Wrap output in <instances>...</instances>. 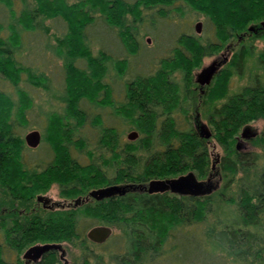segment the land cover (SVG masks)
Wrapping results in <instances>:
<instances>
[{
    "label": "trees",
    "instance_id": "trees-1",
    "mask_svg": "<svg viewBox=\"0 0 264 264\" xmlns=\"http://www.w3.org/2000/svg\"><path fill=\"white\" fill-rule=\"evenodd\" d=\"M189 14L201 17L212 34L204 40L192 35L194 25L181 23L190 21ZM261 21L264 0H0V83L7 86L0 89V264H6L7 252L32 243L65 244L84 256L88 250L101 251L85 238L101 223L118 231L109 240L121 239L118 251L132 253L106 255L113 264H153L176 249L168 246L175 235L185 239L196 232L203 247L214 251L175 259L211 264L224 257L235 264H264V166L256 171L260 157L235 148L240 128L260 120L262 131L250 141L264 151V83L257 73L249 74L239 92L226 93L229 78L243 77L247 61L264 76V43L258 52L251 44L264 41V33L245 32ZM45 22L62 24H54L60 34L52 36L53 44ZM160 29L164 38L155 34ZM37 35L43 43L31 46ZM145 39L154 45L147 46ZM93 44L98 45L96 52ZM37 47L38 56L49 53L60 61L56 88L44 71L27 61L28 52ZM221 50L229 58L199 95L192 90V70L200 58ZM39 93L48 107L35 102ZM218 99L224 100L214 105ZM198 105L208 112L210 138L222 151L218 168L224 183L218 196L236 185L229 224L217 219L206 226L211 195L177 198L133 192L69 211L30 213L34 197L52 184L66 198L103 185H143L185 172L203 178L209 160L206 141L193 126ZM31 114L39 118L33 126ZM31 126L40 131L43 155L37 154L38 147L24 145ZM127 131L137 138L124 142ZM89 260L108 264L95 255Z\"/></svg>",
    "mask_w": 264,
    "mask_h": 264
},
{
    "label": "rangeland",
    "instance_id": "rangeland-1",
    "mask_svg": "<svg viewBox=\"0 0 264 264\" xmlns=\"http://www.w3.org/2000/svg\"><path fill=\"white\" fill-rule=\"evenodd\" d=\"M25 2L29 3L32 2V0H24ZM75 0H67V3H72ZM189 19L190 21H185V22H181V23H186L188 22L190 24L191 27H193V25L196 24V22L200 23V29H199V33L195 34L192 31V35L194 36H198L201 39H205V37L210 36V33L212 34V29L209 26H205L203 23V20L201 17H197L194 15L189 14ZM198 18V19H196ZM55 25H62L61 22L58 23H54ZM52 23H49L48 25L45 22V25L48 26V34L47 36H51L50 40L48 39V41L50 43L53 44L52 41V36L56 35L58 36L60 33L55 31V25ZM259 23L257 24H250L246 27L245 32H248V28L249 27H253V26H258ZM94 25V24H93ZM93 26L91 25L90 28H92ZM95 27V25H94ZM161 30V29H160ZM155 34H158L159 36H161L162 38H164V30L161 31H157ZM250 38V36H248ZM32 38V37H31ZM212 38V37H211ZM29 40V38H27ZM95 39H97L98 41H100L101 43L107 44V39H105L104 37H100L99 35H95ZM146 40V44L147 46H152L154 45V42L152 40ZM43 40H40L39 36H34L32 38V44L31 46H39L41 45L43 42ZM148 41V42H147ZM31 42V41H29ZM42 42V43H40ZM263 39H254L252 40L251 44H253V46L255 47V51L258 52L262 49L263 46ZM98 48V45L93 44L92 46V51L96 52V49ZM40 52V48H34V50L28 52L29 56H28V60L29 62H31L35 67H38L39 70H42L46 73L47 77L50 80V84L52 85V87L56 88V86L60 83L61 80V73H60V61H58L56 58L52 57L49 53H42L41 56H38V53ZM22 56H26L28 55L27 52H21ZM25 53V54H24ZM229 55H225L224 51H219V52H213L210 56L207 57H202L199 59V65L197 66V68L192 70V77L195 76L201 69L207 67L210 63L212 62H218L221 61L222 59H225V62L228 60ZM225 64V63H224ZM224 64L222 66H224ZM253 73H257V75H259L262 79V82L264 83V76L259 72V71H255L253 69L250 68V61L246 62V69L245 72L243 74V77H241L240 79L237 78L236 76H232L229 78L228 80V87H227V96H230L232 94H235L237 92H239V90L246 86V84H248V78H249V74H253ZM193 80V79H192ZM0 89L2 90H7V86L4 84L0 83ZM42 93V92H40ZM39 94H34L35 96V102L38 103L39 106L43 105L44 107H48L49 105L45 104L44 101L46 100L45 97L41 96ZM224 99H218L216 101L213 102L214 105H218L220 104ZM198 102V100H197ZM53 105L55 107H57L58 104L53 103ZM199 108V105H198ZM198 116H196V120H198L203 126H205L208 131L211 134V126L206 122L205 119V115L208 113L206 111V109H204L203 111V107L198 109ZM30 118V123L31 125H35L36 122L38 123L37 119L39 118H34L32 116V114L29 116ZM36 120V122H35ZM31 126L32 129H29L27 131H25L24 135L32 130H35L37 132L40 131L37 129H34ZM40 127L39 124H37V128ZM246 128V130H248V135L249 136H253V138L251 140H253L254 138H256L257 135L260 134V132L262 131V122L260 120H255L252 122H249L247 124H245L244 126H242L236 136V138L238 139L240 136V133L242 132V130ZM130 131H127L126 133H124L123 135V141L126 142V135L129 133ZM241 145H243V151L244 152H250L253 154H257L260 157L259 160V166L258 169H256V171H259L260 169H262L261 167L264 166V151L259 150V148L255 147L254 145H252L251 141L247 142V143H241ZM206 147V151H207V156H208V166H207V170L206 173L204 175L203 178H198L196 177L197 181H201V182H205L208 178V175L212 176V183L215 186L214 191L211 194V213L206 217V226H212L214 223H216V220L219 219V221H221L220 223L222 225L224 224H229L231 218L233 217V215L235 214V205L233 203L230 202L234 201L236 199V193H237V189H236V185L235 184H231L228 188V190H226L223 194V196L220 198L218 196V194H220V189L224 183L223 178L220 174L219 168H218V162L220 157L222 156V151L219 147V145L216 143V141L212 138H210V140L208 142H206L205 144ZM44 153H46V148L42 147L40 145V147L37 148V154L43 155ZM32 156V155H31ZM33 157V156H32ZM214 166V169L211 170V166ZM188 172H185L181 175H185ZM192 173V172H191ZM107 174V178L111 177L112 174L110 172L106 173ZM193 174V173H192ZM194 175V174H193ZM175 178V177H173ZM151 181V180H149ZM148 181V182H149ZM146 182V183H148ZM145 183V184H146ZM127 183H119L118 185H126ZM37 197L42 198L44 201L47 202V205L52 209H61V207H63V205L65 204L64 200L67 199L70 200L71 202L79 200L80 196H73V197H66L61 195V191L60 189L57 188V186L55 185H51L50 188L47 190V193H43L41 195H37ZM172 197H169L168 201H171L172 203L174 202V199H171ZM62 210V209H61ZM120 213V212H117ZM206 226H201L199 227L200 230H204L206 228ZM111 229V237H114L117 235L118 231L115 230L113 227H109ZM114 240V239H113ZM112 242H108L106 245L101 246V249L104 254L106 253H110L112 251H118V249L121 247V239L120 240H114ZM123 241V240H122ZM174 245H176V249L173 251H170L169 256H163V257H159L156 258L155 262L153 264H187L183 262L182 258H178L175 259L174 256L177 255H183L186 257H191V258H198L200 256V253H209L213 250L212 249H208L206 247H203L201 239H200V235L198 232L194 233L191 237V235H187L186 238L184 239L183 235L177 234L175 235L174 239H170L168 241V246L169 248L175 247ZM59 249L62 252L63 255V264H77V260H78V255L79 252L77 250L76 247L73 246H67L65 244H63L62 246L59 245ZM170 250V249H169ZM214 251V250H213ZM104 254H98L97 255L99 257H101V259L103 260V263H108V264H113L110 263L112 261V259H109L108 256L104 255ZM222 256V255H220ZM223 257V256H222ZM58 258V256H56V259ZM220 260L222 262H220ZM218 258V262L213 261L210 262L211 264H235V263H231L230 259L227 258ZM177 261H179L180 263H177ZM147 261H144V263L141 264H146ZM58 264H61L60 262H58ZM197 264V263H195ZM207 264V263H205Z\"/></svg>",
    "mask_w": 264,
    "mask_h": 264
},
{
    "label": "water",
    "instance_id": "water-1",
    "mask_svg": "<svg viewBox=\"0 0 264 264\" xmlns=\"http://www.w3.org/2000/svg\"><path fill=\"white\" fill-rule=\"evenodd\" d=\"M249 27L248 32L253 33H264V21L259 22L258 26ZM200 24L196 23L194 25L195 33H199ZM225 63V59H222L218 62H212L207 67L201 69L195 76L194 83L199 86V88H206L209 86L215 74L219 71L222 65ZM197 135L202 140L210 139V132L203 125H199L196 127ZM137 138V134L133 131L129 132L126 135V139L128 141H134ZM252 139L253 136L248 135V130L244 128L240 133L237 141H242L246 139ZM23 142L26 148L34 150L38 147L40 143V134L37 131H30L23 136ZM238 150L239 147L235 146ZM214 169V166H211V170ZM211 178H207L205 182L197 181L196 177L188 172L185 175H179L175 178L163 179V180H151L146 184L133 185H115L108 186L105 188L92 190L87 194V198H90L94 201H101L104 199H110L114 196H123L128 192H144L147 195L152 194H164L169 193L173 196L180 197H189V198H203L210 196L214 191L215 186L212 182H210ZM42 198L38 197L36 199L37 202H40ZM87 201V200H86ZM79 200L74 201V204H78ZM111 235V229L105 226H94L90 228L86 234L85 238L94 244H102L104 243ZM59 245L49 244L38 246L35 249L39 253H44L49 250H60Z\"/></svg>",
    "mask_w": 264,
    "mask_h": 264
},
{
    "label": "flooded vegetation",
    "instance_id": "flooded-vegetation-1",
    "mask_svg": "<svg viewBox=\"0 0 264 264\" xmlns=\"http://www.w3.org/2000/svg\"><path fill=\"white\" fill-rule=\"evenodd\" d=\"M255 28H257V27L255 26ZM248 33H250L251 35H258L259 34L258 32L256 34L253 33V32H248ZM224 54L226 55L225 51H224ZM195 76L192 77V79H193L192 80V82H193L192 90L194 92H197L199 95H201L203 93V90L205 88H199V86H197L194 83ZM211 82H210V84H211ZM198 102H200V99H198ZM197 116H198V114H197ZM199 125L201 126L202 124L198 120H195L193 122V126H194L195 129ZM210 136H211V134H210ZM250 140H251V138L250 139H246V140H242V141H237L235 146L239 147L238 151L244 152L242 150L243 149V145H241V143H247ZM208 141H209V139L206 140V142H208ZM208 178H211L212 179V176L211 175H208ZM211 179H210V182H212ZM118 184L119 183L112 184V185H109V186H115V185H118ZM52 185H54V184H52ZM105 187H108V185H103L101 187L93 188V189H90V190H87V191L83 192V194H81V195H77V196H80V199H79V203L78 204H74V201L71 202L70 200L67 201V199L64 200L65 204L63 205V207H61L62 210L61 209H57V210L52 209L51 210V208L47 205V202L44 201L43 199L40 202H37L36 201V196L37 195H36L34 197L33 205H32V208L30 209V213H32V214H38L41 211H45V212L69 211V210H73L75 208L81 207L82 205L94 204L96 202L98 203V202H102V201H116V200L120 199L121 197H123V196H125L127 194V193H125L123 196H120V197L119 196H114V197H112L110 199H104V200H101V201H94V200H92L90 198L86 199L87 198V194L90 191L97 190V189H101V188H105ZM45 193H47V191ZM128 193H133V192H128ZM140 193H144V192H140ZM152 195H156V196H160V195L169 196L170 194L169 193H164V194H152ZM174 197L180 198V196H174ZM6 214L7 215H10V210H6ZM108 224H111V222L108 221ZM97 226H105V227H107L108 225H102V223H101V225L100 224H97ZM111 236H112V234L110 235V237L104 243L99 244V245L94 244V243H91L87 239L86 240H87V243L89 245L101 247V246H104L105 244H107L109 242ZM49 244H52V243H44V244L32 243V244H29V245L25 246L23 249H20L18 252L15 251V250H12V251H14L13 253L7 252V254L4 255V260H5L6 264H58V262H60L61 264H63V255H62L61 250H49L47 252L39 253V254H38L37 250L36 251L35 250H32V249L37 248L38 246L49 245ZM7 247H9V248L12 247V245H11L10 242H7ZM78 252H79V255H78V260H77L78 263L77 264H85V261H87V264H89V262H90L89 257L90 256L91 257L93 255L98 256L97 253L98 254H104V252L102 250L101 251H95V250H92L91 251V250H88L87 253H85V256L87 257L86 260H81L80 261L79 260L80 256H83V257H85V256H84V253L83 252L80 253L79 250H78ZM104 255H108L110 257L122 258V256L123 257H127L128 255H132V253H131V251L121 250L120 249L119 251H112V252L106 253ZM56 256H58L57 259H56Z\"/></svg>",
    "mask_w": 264,
    "mask_h": 264
}]
</instances>
